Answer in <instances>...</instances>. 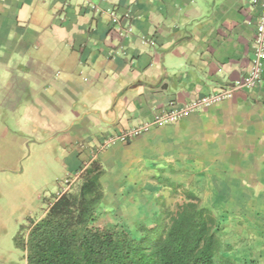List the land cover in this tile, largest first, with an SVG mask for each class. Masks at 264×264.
<instances>
[{"label":"crops","instance_id":"1","mask_svg":"<svg viewBox=\"0 0 264 264\" xmlns=\"http://www.w3.org/2000/svg\"><path fill=\"white\" fill-rule=\"evenodd\" d=\"M260 11L252 0H0V62L15 60L6 72L29 94V131L55 143L65 177L100 162L103 209L138 222L189 192L223 218L260 206L238 221L255 234L264 232V68L231 98L128 142L104 141L171 101L241 79Z\"/></svg>","mask_w":264,"mask_h":264},{"label":"trees","instance_id":"2","mask_svg":"<svg viewBox=\"0 0 264 264\" xmlns=\"http://www.w3.org/2000/svg\"><path fill=\"white\" fill-rule=\"evenodd\" d=\"M103 167L93 161L81 173L78 191L54 194L40 218L15 237L24 264H255L222 248L217 210L184 192L182 203L136 222L101 224Z\"/></svg>","mask_w":264,"mask_h":264},{"label":"rangeland","instance_id":"3","mask_svg":"<svg viewBox=\"0 0 264 264\" xmlns=\"http://www.w3.org/2000/svg\"><path fill=\"white\" fill-rule=\"evenodd\" d=\"M7 64L13 68L15 60L0 62V264H24L15 237L45 212L66 175L64 158L56 151L55 143L39 139V135L29 131L24 108L29 94L14 85L15 79L6 72ZM80 183L74 182L70 190L77 192ZM169 207L175 205L169 204ZM259 207L252 210L253 206H244V212L233 210L226 213V218L219 215L224 227L220 236L223 249L229 246L239 258L264 264V232L248 234L247 230L238 229V221L245 224L242 217L247 212L259 213ZM115 222L139 234L136 221H121L112 211L101 210V224Z\"/></svg>","mask_w":264,"mask_h":264},{"label":"built area","instance_id":"4","mask_svg":"<svg viewBox=\"0 0 264 264\" xmlns=\"http://www.w3.org/2000/svg\"><path fill=\"white\" fill-rule=\"evenodd\" d=\"M252 1L255 4L260 5L261 11L254 38V56L251 67L241 79L218 92L198 96L185 103L177 104L176 102L171 101L168 106L156 111L150 122H145L131 129L121 130L116 134L108 135L104 141V145L108 146L116 142H128L134 137L147 133L151 129L152 125L161 126L174 123L194 112L208 108L215 103L221 102L222 100L231 98L237 90L256 86L262 79V71L264 68V0ZM112 15L115 17L114 12H112ZM131 31L132 26L128 25L127 28L120 31V33L122 35H128ZM80 175L81 173H77L73 176L65 178L58 194L68 191Z\"/></svg>","mask_w":264,"mask_h":264}]
</instances>
